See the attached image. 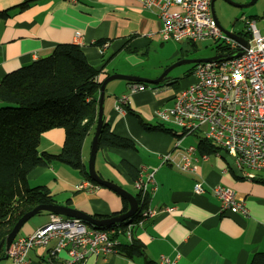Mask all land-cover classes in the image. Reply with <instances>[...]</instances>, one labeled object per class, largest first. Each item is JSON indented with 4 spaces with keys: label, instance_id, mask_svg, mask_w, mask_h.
<instances>
[{
    "label": "crops",
    "instance_id": "1",
    "mask_svg": "<svg viewBox=\"0 0 264 264\" xmlns=\"http://www.w3.org/2000/svg\"><path fill=\"white\" fill-rule=\"evenodd\" d=\"M24 1L0 0V11ZM160 28L157 12L144 9L139 0H34L27 9L15 10L0 21V81L6 74L48 56L61 43L80 45L89 63L101 70L100 82L115 73L156 79L161 71L147 78L138 75L133 68L144 62V54L153 43L165 46L166 41L143 36ZM77 33L81 35L79 38ZM98 40L107 43L94 44ZM181 52L173 47L168 59L177 58L178 61ZM119 58L129 67L120 68L116 63ZM120 80L122 82L111 80L106 85L104 122L114 134L131 139L135 148L98 149L95 168L105 179L128 191L132 189L133 192H129L134 195L137 193L134 178L124 162L140 175L155 171L158 189L150 198V206L157 213L133 230V238L143 245V255L128 257L120 251L91 255L85 264H158L161 255L178 256L177 264H249L255 253L264 252V182L237 175L222 152L206 154L204 158L205 154L197 149L195 172L162 163L161 156L173 150L178 139L183 145H191L193 141L190 135L178 138L164 131L149 130L143 123L149 126L163 123L157 112L172 106L173 95L186 85L175 89L177 78L170 75L163 82L147 83L146 89L130 92L132 83L146 82ZM122 95L128 96L125 113L115 109L116 100ZM164 125L177 131L167 123ZM95 128L96 125L83 143L82 158L86 168ZM64 141L63 128L47 130L41 134L39 153L57 154ZM84 180L89 179L59 163L38 166L28 175L30 186H48L58 205L81 210L96 218L122 213L125 198L95 181L98 187L93 191L79 189ZM199 181L207 188L204 194L194 191V185ZM216 184L229 186L245 197L249 215L234 209L222 210L220 200L209 189ZM167 207L177 209L167 211ZM40 218L26 222L23 233L18 235L35 231L49 221V214ZM47 251L43 247L31 249V263L44 264ZM60 256L64 257L65 253L61 252ZM8 259L12 264L11 258ZM4 260L7 259L2 257L0 264H7Z\"/></svg>",
    "mask_w": 264,
    "mask_h": 264
},
{
    "label": "built area",
    "instance_id": "2",
    "mask_svg": "<svg viewBox=\"0 0 264 264\" xmlns=\"http://www.w3.org/2000/svg\"><path fill=\"white\" fill-rule=\"evenodd\" d=\"M144 9L155 10L161 21L158 31L145 33L147 38L161 41L212 40L229 47L232 55L197 63L192 74L194 83L180 90L170 107L157 112L160 121L173 124L186 135L199 133L232 158L242 176L247 179H264V18L262 29L256 18L245 19L249 46L225 34L213 10V0H139ZM80 33L76 34L79 38ZM243 49L240 56L236 53ZM218 55V54H216ZM144 83H132L130 92L146 89ZM128 96H120L115 109L125 113ZM197 145H183L178 139L173 150L161 156L162 163H171L182 171L195 172ZM220 153V152H219ZM207 155H204V158ZM98 186L89 180L80 183L79 189L93 191ZM134 187L140 192L141 204L138 219L126 225L117 223L101 229L82 219L49 214V221L27 235H17L6 254L12 264H32L29 252L35 247L47 248L44 264H85L91 255H107L120 251L119 246L133 240V230L156 215L150 198L158 189L155 171L139 175ZM209 189L220 200L222 210L234 209L245 216L249 208L245 197L231 187L216 184ZM194 191L204 194L207 188L202 181ZM177 207H167V211ZM130 219V218H129ZM61 252L65 253L61 257ZM178 256L159 257L158 264H177Z\"/></svg>",
    "mask_w": 264,
    "mask_h": 264
},
{
    "label": "trees",
    "instance_id": "3",
    "mask_svg": "<svg viewBox=\"0 0 264 264\" xmlns=\"http://www.w3.org/2000/svg\"><path fill=\"white\" fill-rule=\"evenodd\" d=\"M33 2L34 0H26L1 10L0 21L7 19L15 10L27 9ZM104 41L98 40L94 44L101 45ZM184 42L188 47L186 50L181 48L180 58L190 57L199 49L196 42ZM213 50L218 55L233 54L222 43H215ZM195 66L196 64H191L189 74ZM100 73L101 70L89 63L80 45L61 43L48 56L6 74L0 81V102L6 103L5 106H0V241L27 211L39 204H57L48 186H30L28 175L34 168L64 164L93 181L83 162L82 148L86 136L97 123L99 90L102 84L98 81ZM143 125L149 130L164 131L178 138L186 134L177 133L164 123ZM59 127L65 130L61 151L57 154L39 153L41 134ZM195 135L197 149L202 154L222 152L221 148L206 137L199 133ZM105 147L134 149L135 144L131 139L114 134L104 122L98 137V149ZM124 165L134 180L139 177L140 173L129 163L124 162ZM257 180L264 182V179ZM135 195L141 204L140 192L137 191ZM124 202L122 212L128 210V202L125 199ZM139 215L140 212H137L119 224L126 225L130 220L138 219ZM119 248L128 257L143 255V245L135 238L131 243H122ZM0 256L4 257L3 254ZM249 264H264V252L255 253Z\"/></svg>",
    "mask_w": 264,
    "mask_h": 264
},
{
    "label": "water",
    "instance_id": "4",
    "mask_svg": "<svg viewBox=\"0 0 264 264\" xmlns=\"http://www.w3.org/2000/svg\"><path fill=\"white\" fill-rule=\"evenodd\" d=\"M215 1L216 0H213V2H212V10H213L214 16H215L219 26L223 30V32L225 34H228L232 38L238 40L242 44L243 47L247 48L249 46V44H248L247 39L243 35H240L237 32H234L231 30L224 29L221 26L220 21L218 19V16L216 14L215 8H214V2ZM227 1L230 4L234 5L235 7L245 8V7H248V6H251L252 4H254L256 0H251L249 3H246V4H242V3L236 2L234 0H227ZM243 52H244V50L241 48L236 53V56H240ZM220 57H221L220 55H214L212 57H205V58H188V57H185V58L179 59L178 61L171 64L169 67H167L161 73V75L156 79H146V78L139 77V76L125 75V74H118V73L111 74L108 77H106L102 81V84L100 87V96L98 99V117H97L95 132L93 135L91 152H90V157H89V164H88L87 170H88V173H89V175L93 181L97 182L99 185H103V186H106V187L114 190L120 196L125 198L129 203V209L127 211L122 212V213L117 214V215L109 216L106 218H96V217L89 215V214H87L81 210L74 209L72 207H68V206H64V205L39 204V205L35 206L34 208H32L31 210L27 211L25 214H23L17 220V222L14 224L12 230L6 235L5 238H3L0 241V254L4 255L3 258H8L6 251L9 249V247L12 244V242L14 241L15 237L19 234V232L23 228L24 224L26 222H28L33 216H35V215H37L43 211L57 213V214L67 216V217H72V218H79V219H82L83 221H85L86 223L91 224V225L98 227V228L109 227L111 225L123 222V221L131 218L133 215H135L139 210V203H138L136 195H134L133 193L124 189L123 187H121L117 183L110 181L108 179H105L102 176V174L99 173L95 168V161H96V156H97V151H98V137H99L101 128H102L103 123H104V100H105L106 85L108 84V82H110L111 80H115V79H123V80H127V81H143L146 83L157 84V83L163 82V81L167 80L168 78H170L169 73L177 66L185 65V64H197V63H201V62L213 61V60L219 59ZM222 154L224 155V157L226 158V160L228 161V163L230 164V166L234 170V172L237 175L242 176V173L238 170L237 166L234 164L232 158L227 154V152L222 151ZM1 259H2V256H0V260Z\"/></svg>",
    "mask_w": 264,
    "mask_h": 264
},
{
    "label": "rangeland",
    "instance_id": "5",
    "mask_svg": "<svg viewBox=\"0 0 264 264\" xmlns=\"http://www.w3.org/2000/svg\"><path fill=\"white\" fill-rule=\"evenodd\" d=\"M236 2L246 4L249 3L251 0H234ZM215 11L218 16V19L220 21L221 26L224 29L235 31L237 33L241 34H247V26L245 24V19L247 18H256L258 20V26L262 29L263 27V18H264V0H256L254 4L251 6L245 7V8H239L234 7L226 4L222 0H216L215 3ZM234 19H237V22L234 26H232V22ZM264 32V30L262 29ZM107 42L102 43V45L106 44ZM215 43L212 40H205L198 43V50L196 53L190 55L188 58H205V57H212L216 53L213 50ZM173 47H177L179 51H181V48H184L183 50H186L188 47L187 43L185 42H173V41H166L165 46H163L161 43H153L152 46L149 48L148 52L144 54L145 59L142 64H136L133 68L135 72L138 73V75L144 76L149 78V76H155L158 72L159 75L163 72V70L173 64L177 61L176 59H168L171 54V49ZM117 65L120 68H127L129 67V64H127L123 59L119 58L116 62ZM191 68V64H185L175 67L169 74L171 77L177 78V87L175 89L181 88L183 86L187 87L189 84L194 83L196 81V78L193 74H189L188 71ZM128 74V73H123ZM113 81H119L122 82V80H113ZM124 82V81H123ZM183 89V88H182ZM180 92L175 93L173 95V99L175 96ZM6 103H3L2 106H5ZM173 128H175L177 131L181 132V129L173 124H169ZM190 140L193 141V144H196V135L191 134ZM89 151V157H90ZM89 157L87 161V168L89 164ZM93 182V181H92ZM94 183V182H93ZM132 191V189H129V191ZM133 192V191H132ZM46 216V212H43L42 214H37L33 216L29 221H36L38 219H42L40 217ZM28 221V222H29ZM48 222V221H47ZM46 222V223H47ZM24 229L22 228L19 234H22ZM7 260H4L3 262L7 264H11L10 259L6 258Z\"/></svg>",
    "mask_w": 264,
    "mask_h": 264
},
{
    "label": "flooded vegetation",
    "instance_id": "6",
    "mask_svg": "<svg viewBox=\"0 0 264 264\" xmlns=\"http://www.w3.org/2000/svg\"><path fill=\"white\" fill-rule=\"evenodd\" d=\"M222 1L225 2L226 4L230 5V6H234V5L230 4L227 0H222ZM234 7H235V6H234ZM236 22H237V19H234V21L231 23L232 26H234V25L236 24ZM234 32H235V31H234Z\"/></svg>",
    "mask_w": 264,
    "mask_h": 264
},
{
    "label": "bare ground",
    "instance_id": "7",
    "mask_svg": "<svg viewBox=\"0 0 264 264\" xmlns=\"http://www.w3.org/2000/svg\"><path fill=\"white\" fill-rule=\"evenodd\" d=\"M8 251V250H7Z\"/></svg>",
    "mask_w": 264,
    "mask_h": 264
}]
</instances>
